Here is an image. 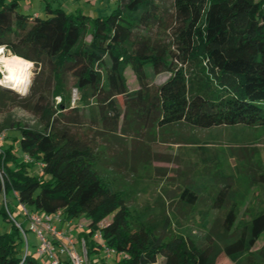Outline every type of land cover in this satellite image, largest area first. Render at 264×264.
<instances>
[{
	"label": "trees",
	"instance_id": "trees-1",
	"mask_svg": "<svg viewBox=\"0 0 264 264\" xmlns=\"http://www.w3.org/2000/svg\"><path fill=\"white\" fill-rule=\"evenodd\" d=\"M115 2L101 17L48 5L42 19L25 13L21 0H0V49L39 70L23 98L0 85V103L20 98L40 118L34 127L0 122V264H41L17 226L29 232L25 212H60L63 222L85 218L80 236L91 264H107L94 240L97 232L107 248L128 256L116 260L120 264H156L159 257L163 264H218L220 257L264 264V246L256 249L264 212L239 232L231 192L212 200L218 214L202 243L170 237V230L165 235L168 219L178 221L181 206L195 208L201 201L200 186L186 187L171 212L164 204L157 205L159 215L133 212L101 174L109 147L101 150L72 131L85 108L82 102L72 106L67 91L72 77L76 89L93 99L98 122L115 141L134 118L144 126L264 128V0H174L172 14L164 0ZM128 70L137 91L129 89ZM163 74V84H150ZM259 178L264 184V174Z\"/></svg>",
	"mask_w": 264,
	"mask_h": 264
},
{
	"label": "rangeland",
	"instance_id": "rangeland-1",
	"mask_svg": "<svg viewBox=\"0 0 264 264\" xmlns=\"http://www.w3.org/2000/svg\"><path fill=\"white\" fill-rule=\"evenodd\" d=\"M164 1L166 8L172 14L174 0ZM97 2L100 9L105 2L106 5L110 4L107 13L117 7L115 0ZM76 4L81 6L82 11L92 12V4L87 0H21V8L25 13H30L31 16L38 13V17L42 19L47 18L45 10L48 5L53 10L61 8L67 13H73L76 11ZM30 5L33 9L28 12L25 7ZM172 36L171 32L168 37L171 39ZM1 54L7 59L14 57L6 51ZM5 63L7 60L2 62L3 65ZM29 70L30 80L25 95L18 93L9 85L1 86L11 90L20 98L29 95L33 80L39 71L31 62ZM46 73L48 74V71ZM5 74L6 70L0 69V77L3 78ZM126 77L130 91H137L140 86L135 75L128 70ZM167 78V74L160 75L150 84L154 87L160 86ZM67 91L71 94L72 106L82 102L85 108L80 107L83 110L80 115L82 123L73 127L72 131L86 140L93 139L101 150L109 147L103 158L109 162L106 165L102 164L101 174L107 184L126 197L133 212L159 215L162 212L157 206L159 204H164L165 212H171L186 187H202V199L198 205L195 208L181 206L178 221L171 217L168 219L167 227L169 224L170 228L165 230V235L170 230L172 233L170 237L183 236L202 243L218 214V211L212 207V200L219 194L223 196L230 192L233 194L238 207L235 228L239 232L249 225L254 215L264 212V184L259 182V177L264 174V128L222 126L200 130L181 124L162 127L157 122L144 126L140 123V119L134 118L133 121L129 120L130 123L124 130L119 129L116 132L118 140L115 141L108 130L102 128L98 122L93 99L88 93L84 94L76 89L72 77L68 78ZM20 98L15 97L0 103V122L11 119L29 127L37 126L40 123L39 116L28 111ZM119 102L124 106L123 99L120 98ZM92 120L94 123H91ZM121 126L122 124L120 128ZM12 134L10 132L5 135ZM7 144H11V141ZM116 159L117 164L114 163ZM106 162L105 160L104 163ZM251 178L255 182L253 185ZM10 208L15 216L20 215V209L14 204H10ZM226 211L219 216L223 218ZM19 221H22L20 217ZM108 221H104L101 225ZM76 222L85 228L88 226L85 218ZM27 238L29 252L37 254L39 245L37 236L29 231ZM78 240L80 243L84 239L79 235ZM24 245L26 246V242ZM263 246L264 234L257 244V251ZM100 255L103 256V253L101 252ZM38 260L41 264L46 263L45 259ZM98 260L100 261L96 258L94 262L98 263ZM163 262L164 259L159 257L156 264ZM109 264L120 263L114 259L109 261ZM218 264H233V262L228 258L220 257Z\"/></svg>",
	"mask_w": 264,
	"mask_h": 264
},
{
	"label": "built area",
	"instance_id": "built-area-1",
	"mask_svg": "<svg viewBox=\"0 0 264 264\" xmlns=\"http://www.w3.org/2000/svg\"><path fill=\"white\" fill-rule=\"evenodd\" d=\"M0 52L3 53L5 51L0 49ZM3 139L4 135L0 137V141ZM26 160L29 161L28 158ZM43 167V165L39 166L40 169ZM25 214L27 216L28 230L34 233L39 240L37 256L45 259V264H91L87 257L84 240L79 243L77 241L78 235L73 234L72 231H63L58 227V224L62 222L60 212L56 215L28 214L27 212ZM17 226L23 233L28 247L27 234L21 225L17 224ZM85 229L82 225H75V230L78 234H81ZM94 240L100 245L105 260L128 259L127 255L119 254L114 249L107 248L100 233L97 232L95 234Z\"/></svg>",
	"mask_w": 264,
	"mask_h": 264
},
{
	"label": "bare ground",
	"instance_id": "bare-ground-1",
	"mask_svg": "<svg viewBox=\"0 0 264 264\" xmlns=\"http://www.w3.org/2000/svg\"><path fill=\"white\" fill-rule=\"evenodd\" d=\"M7 60V63L2 64ZM30 62L20 57L14 56L7 59L0 53V69L6 70L3 78H0V85H9L20 94H25L30 80Z\"/></svg>",
	"mask_w": 264,
	"mask_h": 264
},
{
	"label": "crops",
	"instance_id": "crops-1",
	"mask_svg": "<svg viewBox=\"0 0 264 264\" xmlns=\"http://www.w3.org/2000/svg\"><path fill=\"white\" fill-rule=\"evenodd\" d=\"M88 1H89V4H92L93 9H92V12L91 11H88V12L83 11L85 15L91 16V17H101V16H106V15L109 14L107 12L110 9V7H109L110 4L108 5V3H107V5H106V2H105V4H102L103 5V8L100 9V7L97 6L98 5V2H97L98 0H91V2H90V0H87V2ZM104 1H106V0H104ZM102 5H101V7H102ZM25 8H26V10H28V12H30L33 9V6L30 5V7H27L26 6ZM75 8H76V11L77 10H82L81 9V6H78L77 4H76ZM75 12H73V13H75ZM109 12H111V11H109ZM27 14H30V13H27ZM35 16H39V14L38 13H35ZM75 225H79V224L76 221H73L72 224H71V222H63L62 221L60 224H58V227L61 230L66 231V232L72 231V233L75 234V235H78L77 237L79 238V235L80 234H78L77 231L75 230ZM78 238H77V241H79ZM102 257L103 256H101V258ZM105 262L107 264H109V261L105 260Z\"/></svg>",
	"mask_w": 264,
	"mask_h": 264
},
{
	"label": "water",
	"instance_id": "water-1",
	"mask_svg": "<svg viewBox=\"0 0 264 264\" xmlns=\"http://www.w3.org/2000/svg\"><path fill=\"white\" fill-rule=\"evenodd\" d=\"M25 95V94H24Z\"/></svg>",
	"mask_w": 264,
	"mask_h": 264
}]
</instances>
